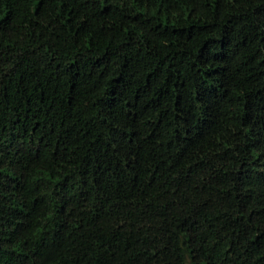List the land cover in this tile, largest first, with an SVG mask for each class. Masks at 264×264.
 Returning a JSON list of instances; mask_svg holds the SVG:
<instances>
[{
    "label": "trees",
    "instance_id": "16d2710c",
    "mask_svg": "<svg viewBox=\"0 0 264 264\" xmlns=\"http://www.w3.org/2000/svg\"><path fill=\"white\" fill-rule=\"evenodd\" d=\"M0 264H264V0H0Z\"/></svg>",
    "mask_w": 264,
    "mask_h": 264
}]
</instances>
